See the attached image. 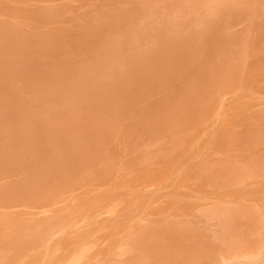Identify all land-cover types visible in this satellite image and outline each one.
<instances>
[{
  "label": "bare ground",
  "instance_id": "1",
  "mask_svg": "<svg viewBox=\"0 0 264 264\" xmlns=\"http://www.w3.org/2000/svg\"><path fill=\"white\" fill-rule=\"evenodd\" d=\"M47 8L58 6L39 9ZM212 12L216 15V9ZM80 13L86 17L78 22L77 35L95 36L88 38L85 51L75 43L77 38H68V31H58L56 36L48 32L38 40H25L26 44L19 33L14 36V31L0 26V94H4L0 101V217L23 223L13 239L2 241L0 235V264H191L197 255L211 258L209 264H245L223 256L216 261L213 250L186 238L182 241L184 237L165 225L151 230L138 227L133 232L132 216L104 215L100 204L91 208L84 201L76 204L88 212L83 225L75 221L74 211L80 208L71 203L81 197L77 190L86 188V175L89 179L99 173L105 176L115 166L123 171L117 166L121 158L113 156V145L127 146L121 154L131 158L124 167L139 165L145 158L142 149L166 145L163 141L171 135L159 127L149 125L145 134L135 129L145 125L146 114H155L172 101L168 98L187 89L182 82L185 74L164 85L157 76L170 74L160 69L171 56L167 52H175L180 62L187 54L186 35L209 23L151 22L147 15L168 14L165 0L157 1L155 8H141L139 15L129 10L122 15L95 14L87 3L80 6ZM225 26L212 32L223 44L233 41ZM58 42L56 49L49 47ZM40 61L57 64L47 67ZM125 65L132 72H124ZM15 79L26 81L22 82L26 88L35 87L20 88L19 94L25 96L15 99L18 95L11 85ZM200 86L207 96L214 92L215 81L211 78ZM111 227V235L102 240L107 243L101 246L96 233ZM126 241L136 248L129 250ZM130 253L134 256L124 259Z\"/></svg>",
  "mask_w": 264,
  "mask_h": 264
},
{
  "label": "rangeland",
  "instance_id": "2",
  "mask_svg": "<svg viewBox=\"0 0 264 264\" xmlns=\"http://www.w3.org/2000/svg\"><path fill=\"white\" fill-rule=\"evenodd\" d=\"M157 1L161 0H0V26L19 33L21 43L38 40L48 32L56 36L58 31H68V38H77L75 43L85 51L84 44L94 35H77L76 26L85 16L80 6L87 3L95 14L122 15L129 10L139 15L141 8H155ZM53 5L58 8L39 9ZM165 6L167 15H147L151 22H209L186 35L187 54L180 62L175 52H167L171 56L160 69L170 74L157 76L164 85L185 74L182 82L187 89L168 98L172 101L155 114H146L142 119L145 125L135 129L145 134L146 127L157 126L170 133V139L166 138L162 147L142 149L145 158L132 168L123 166L131 158L121 154L127 146L113 145V156L121 158L122 164L117 166L123 171H116L115 166L105 176L99 173L89 179L86 175V188L77 190L81 197L71 203L80 208L73 210V217L83 225L88 208L76 204L84 201L90 208L100 204L104 215L132 216L129 226L133 232L138 227L151 230L165 225L184 237L182 241L186 238L213 250L216 261L223 256L233 262L264 264V0H165ZM212 9L216 15H211ZM225 23V31L233 37L227 44L213 34L214 28L221 29ZM41 64L55 68L57 63ZM123 71L132 69L125 65ZM211 78L215 93L204 96L200 85ZM22 82L11 81L18 95L15 99L25 96L19 94L20 88L28 91L35 85L26 88ZM7 220L0 217L2 241L13 239L22 230L21 220ZM112 229L96 233L101 246ZM179 242H175L178 247ZM126 244L129 250L136 248H131V241ZM190 260L191 264L211 262V258L198 255Z\"/></svg>",
  "mask_w": 264,
  "mask_h": 264
}]
</instances>
